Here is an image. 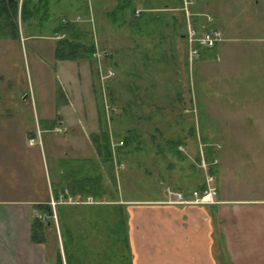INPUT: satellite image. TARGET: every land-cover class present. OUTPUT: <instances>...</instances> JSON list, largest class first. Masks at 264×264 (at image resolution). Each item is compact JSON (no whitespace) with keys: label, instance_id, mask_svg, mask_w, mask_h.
Listing matches in <instances>:
<instances>
[{"label":"rangeland","instance_id":"374dc122","mask_svg":"<svg viewBox=\"0 0 264 264\" xmlns=\"http://www.w3.org/2000/svg\"><path fill=\"white\" fill-rule=\"evenodd\" d=\"M180 1L182 6L183 0ZM66 2L59 0L56 4L51 25L54 27L67 18L75 23L74 27H70L71 32L79 33L87 43L94 44L95 14L101 17V35L98 33L95 53L89 57L84 55L85 58L78 60L56 58L54 49L61 34L55 35L50 30L51 26L40 35L33 32L34 26L28 29L19 22V38L0 39V104H8L6 111L0 106V113L20 114L23 120V124L12 123L7 128H3L5 123L0 121V133H7L5 140L4 134L0 135V201L49 200L53 180L66 174L77 175L84 173V170L90 172L94 169L92 164L78 157L91 156L93 149L102 151L105 158L101 162L112 173L117 186V193L112 190L105 195V200L119 198L118 182L124 187V192L133 198L157 197L163 192L167 196L166 187L181 191L185 196H193L192 192L200 190V187L207 189L204 171L208 164V168L213 165L212 171L210 169L213 180L209 184L215 187L214 201L217 198L264 201V75L259 77V74H254L247 64L248 61L249 65L253 64L256 55H249L246 63L239 60L244 64L242 68L237 64L236 57L222 63H208L215 61L211 59L199 64L201 52L190 61L186 39L181 40L179 33L173 31L170 20L168 28L162 20L161 28L157 24L149 29V37L153 40H181L179 53L174 52L176 57L172 59L169 56L172 53L166 50L163 54L165 58H154L149 62L147 70L160 72L161 77L147 79L145 83L157 84L159 95L167 92L166 98L175 91L174 97L178 91L177 100L180 98L184 103L172 110H145L137 104L126 111L121 107L122 101L130 96L127 85L131 83L129 73L132 66L126 54L132 38L124 24L118 21L110 23L105 14L115 0H76L77 3H70V6ZM195 2L191 0L189 4V18L196 31H203L208 29L207 26L198 25V22H203L206 13H199L200 19H196L197 13L194 8L193 11L191 9ZM263 5L264 0H260V9ZM91 7H96L98 14H93ZM233 8L236 9L235 4ZM180 13L185 33L186 18L182 10ZM34 21L31 20L29 26L34 25ZM109 49L114 51V56L109 55ZM139 65L140 62L133 61V68ZM80 71L82 74L85 71L90 73L86 84L92 105V96L106 105L111 97L117 101L113 114L107 110L111 119V136L106 132L108 144L110 148L117 144L114 150L111 149L112 157L108 158L109 155L101 148L104 142L91 135L94 128L93 106L85 111L86 119L90 121L86 130L82 132L78 128L79 121L84 118V110L78 109L77 104L84 101L81 93L85 91ZM116 81L119 83V93L115 89L110 93L108 86H115ZM59 87H69L68 96L73 103L70 109L63 107L64 99ZM96 90L98 95L95 94ZM162 98L165 99L164 96ZM34 111L39 116L38 120L42 115L52 117L57 113V120L68 123V129H58V125H55L54 131L48 128V131L37 132L39 127H35ZM7 124L11 125V121H7ZM22 126L25 127L24 133ZM126 136L128 142L125 141ZM120 141L124 143L119 145ZM206 151L211 159H207ZM65 152L68 157L62 158ZM89 196L54 198L55 202H74L57 205L60 217L98 213L94 207H90L96 197ZM13 208L4 203L0 205V247H7L4 243H8L9 239L14 240L17 246L27 243L26 229L23 224H18L20 218L13 216L16 215ZM46 233L47 242L42 247L47 257L53 259L56 247L63 252L62 242L67 239L54 213ZM13 247L9 245V249Z\"/></svg>","mask_w":264,"mask_h":264},{"label":"crops","instance_id":"0c3cea01","mask_svg":"<svg viewBox=\"0 0 264 264\" xmlns=\"http://www.w3.org/2000/svg\"><path fill=\"white\" fill-rule=\"evenodd\" d=\"M180 2V0H115L114 5L109 6L105 12L109 20L112 21L110 23L118 21L119 24H124V27L128 28L131 33L132 39L129 44L126 43L129 45L126 54L127 60L131 62L130 66H132L129 73L131 83L127 85L130 96L122 101L123 106L121 107L126 111L137 104L140 109L145 110L150 108L172 110L177 106L179 108L181 103H184V101H180V98L177 100L178 91L172 97L175 94L173 91L171 97L168 98L165 96L167 92L163 93L162 96L165 98L163 99L159 95L161 93H159L157 84L145 83L147 79L154 80L161 77L160 72L147 70L149 62H152L154 58H165L163 54L166 53V50L168 53H172L169 55L172 59L176 57L175 53H179L178 47L181 40L184 41ZM66 3L67 6H70V3L74 5L77 2L76 0H67ZM98 3L102 6L101 2ZM233 4L236 5V9L233 8ZM193 8L197 13L196 19H200L199 13H206L203 22L195 20L198 25L204 24L207 28H216L223 34V39L215 47L201 51V56L198 59L199 64L207 63V60L211 59L215 61L208 63H222L224 60L232 61L236 57L237 64H240L242 68L244 64L239 63V60H244L246 63L249 55L253 53L256 55L254 63L249 65L248 61L247 64L251 66V71H254V74H259V77L264 75V5L260 9V0H196L191 7L192 11ZM91 10L94 12L93 14H98L96 7H91ZM208 15L210 16L207 17ZM162 20L166 28L169 27L168 20L171 21L173 31L179 33L181 40L174 38L168 41L153 40L149 37V29L157 24L161 28ZM100 21L101 17L95 14L93 22L95 45L99 38L97 35H101ZM139 39L141 40L139 41ZM84 44L93 45V54L95 53L93 42ZM108 51L109 55L114 56V51L111 49ZM133 61L136 63L138 61V64L140 62V65L133 68ZM183 61H185V57H183ZM219 66L222 69V66ZM80 74L84 78L85 91L81 93L84 101L77 104L78 109L84 110V118L79 121L81 123L78 124V128L82 132L86 130L89 125L87 122L90 121L89 118L86 119L85 111L89 110L88 107L93 106L92 123L94 128L91 135L95 138L99 137L101 143L107 144L108 134L111 136L109 127L111 119L107 115V110L113 114L112 112L116 110L114 104L117 101L111 97L106 105L101 100L96 101L92 96V105L86 84V79L91 77L90 73L85 71L83 76L80 71ZM118 84L117 81L115 86L109 84L108 91L110 93L114 89L118 91ZM62 89L60 88V92H62L60 94L64 99L63 107L70 109L73 103L68 96L70 94L69 87L63 91ZM95 94L98 95L99 92L96 90ZM0 106L6 111L8 104L2 103ZM56 106L58 107L57 103ZM35 107L33 104V108ZM55 116L42 115V118L38 120L39 116L34 111L35 127H39L37 132L48 131V128L54 131L53 126L55 125H58L57 128L64 127L67 130L68 123L57 120V116ZM0 121L5 123L3 128L12 126V123L23 124L20 114L11 112L0 113ZM7 121H11V125L7 124ZM24 130L25 127L22 126L23 133ZM2 132L0 135L4 134L3 140H5L7 133ZM22 135L24 136V134ZM116 145L114 144L113 148H110V157H112L111 151ZM70 148L73 149V147ZM105 153L108 154V151L105 150ZM67 157V153H63L62 158ZM78 157L85 163L92 164L94 169L90 172L87 171L88 173L84 170V173H77V175L66 174L60 179L53 180L54 186L51 183L49 198V203L53 206L51 203L54 201L53 191L57 193V199L87 195L79 193L78 187L74 189L76 191L74 194L70 191L79 184L76 181L80 177L90 176L89 181L92 182L93 178L96 182L93 187L91 186L92 194L88 195L92 198L96 197L90 207H94V211L98 213L93 215L78 214L72 217L71 214H67L60 217L62 234L67 238L69 249L73 253L71 264H264V201L217 198L213 203H194L191 201L192 196H185L187 202L175 203L170 202L164 192L159 193L160 195L157 197L133 198L124 192V187H121L119 182V198L105 200L103 199L105 195L112 190L117 193V186L112 173L101 162L105 158L102 151L93 149L91 156L78 155ZM38 202L43 201L11 203L0 201V205L4 203L6 206L14 207L13 211L16 215L13 216L20 218L21 221H18V224L24 225L25 240H27L26 245L22 246H17L16 242L11 239L8 240V243H4L7 249L0 247V264H55L54 257L53 259L48 258L41 244L30 240V222L36 212L34 206ZM56 202L51 209L52 211L54 209V217L58 220L57 205L74 202L67 203L64 200ZM62 211L65 212V210ZM96 238L99 241H95ZM101 238L104 240H100ZM121 244L123 250H121ZM9 245H13V249H9ZM61 255L63 264H67L64 252L61 251Z\"/></svg>","mask_w":264,"mask_h":264},{"label":"trees","instance_id":"16d2710c","mask_svg":"<svg viewBox=\"0 0 264 264\" xmlns=\"http://www.w3.org/2000/svg\"><path fill=\"white\" fill-rule=\"evenodd\" d=\"M59 0H0V39H17L19 38V22L24 24L25 27L30 29V27H35L33 32L41 33L46 32L51 26V31L55 35H60L57 38L56 47L54 49V55L56 58L60 59H70L78 60L85 58L84 55L89 57L93 53V45H86L84 40L81 39L79 33L71 32L70 27H74L75 23L69 19H64L59 21L54 27L53 19L55 18L56 4ZM19 17V18H18ZM20 19V21H18ZM31 20L34 21V25H31ZM32 31V30H31ZM125 141L128 142V136L125 137ZM131 139V137L129 138ZM139 141V140H136ZM124 143V142H123ZM103 149L108 151L110 155L109 144H104ZM178 152V151H176ZM207 159H211L206 151ZM212 166L210 165L209 171ZM210 171V172H211ZM90 176H83L77 179L76 183L78 185L74 186L70 191L74 194L76 187H78V192L82 194H92V187L96 182ZM89 186V188H88ZM92 186V187H91ZM199 191L204 189V186L199 188ZM54 198H57V193L53 191ZM56 204V203H55ZM34 208L36 212L33 214L30 222V240L34 243L44 245L47 242L46 229L50 226L53 220V211L51 205L48 201L38 202L35 204ZM61 214V213H60ZM59 209L57 208V216L60 221ZM62 249L64 252L65 261L67 264H71L72 261V250L69 253V245L67 239L62 242ZM55 264H63V259L61 251L58 247L55 249L54 255Z\"/></svg>","mask_w":264,"mask_h":264},{"label":"built area","instance_id":"2783aa9c","mask_svg":"<svg viewBox=\"0 0 264 264\" xmlns=\"http://www.w3.org/2000/svg\"><path fill=\"white\" fill-rule=\"evenodd\" d=\"M191 0H183L181 10L183 11V14L186 18L185 21V33L184 38L186 39L187 43V56L188 59L191 61L192 59H196L200 52L203 49H211L215 47V45L222 40L221 32L216 28H208L203 31H196V28L191 24L190 18H189V4ZM119 145H122L123 142L120 141L118 143ZM202 152V151H201ZM203 166L205 167V162H203ZM205 182L207 184V189H204L202 191H193L192 194V202L194 203H213V191L215 187L211 186L209 182L213 180V175L209 171L208 164L205 167ZM166 192L168 193L167 197L169 196L170 202L175 203H185L187 202V199L185 198V195L181 191L170 189L169 187H166ZM171 198V199H170ZM52 205H54L53 201L51 202Z\"/></svg>","mask_w":264,"mask_h":264},{"label":"bare ground","instance_id":"6f19581e","mask_svg":"<svg viewBox=\"0 0 264 264\" xmlns=\"http://www.w3.org/2000/svg\"><path fill=\"white\" fill-rule=\"evenodd\" d=\"M53 203L55 204V202L53 201Z\"/></svg>","mask_w":264,"mask_h":264}]
</instances>
